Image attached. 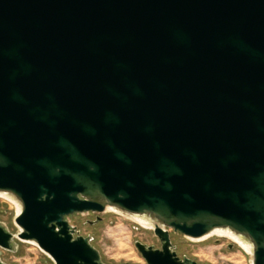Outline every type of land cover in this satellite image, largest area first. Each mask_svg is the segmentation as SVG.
<instances>
[{"label":"water","instance_id":"obj_1","mask_svg":"<svg viewBox=\"0 0 264 264\" xmlns=\"http://www.w3.org/2000/svg\"><path fill=\"white\" fill-rule=\"evenodd\" d=\"M3 196L5 251L104 264L66 218L109 210L164 243L146 264H198L169 230L264 264V0H0Z\"/></svg>","mask_w":264,"mask_h":264},{"label":"rangeland","instance_id":"obj_2","mask_svg":"<svg viewBox=\"0 0 264 264\" xmlns=\"http://www.w3.org/2000/svg\"><path fill=\"white\" fill-rule=\"evenodd\" d=\"M16 217V206L0 197V225L15 236L20 232L15 224ZM97 217L102 219L101 222L91 225V222L97 221ZM67 221L80 231L81 236L91 238V245L99 251L104 264H146L135 244H156L149 229L109 210L100 215L77 214ZM173 242L181 257H188L198 264H252L251 255L228 238L212 237L195 242L182 235H175ZM229 245H233V248L230 249ZM13 248V252L0 248V262L55 264L46 253L30 242L15 239Z\"/></svg>","mask_w":264,"mask_h":264},{"label":"flooded vegetation","instance_id":"obj_3","mask_svg":"<svg viewBox=\"0 0 264 264\" xmlns=\"http://www.w3.org/2000/svg\"><path fill=\"white\" fill-rule=\"evenodd\" d=\"M90 214H92V213H90ZM99 217H97V219H98ZM68 220V218H66V221ZM101 222V221H100ZM100 222H98V221H96V222H91V225H96V224H98V223H100ZM150 232L153 234V238H154V240H155V242H156V244L155 245H146V244H144V245H146L148 248L149 247H151V248H153L154 249V251H159V252H162L163 251V247H164V243L160 240V238H158L157 236H156V234H155V232L153 231V230H150ZM70 233L72 234V236H73V240H76V239H78L79 237H84V236H81V233H80V231L76 228V227H73L72 226V229L70 230ZM175 235H181L180 233H175L174 231H172V230H169V236H170V240H171V242H172V251L173 252H175L176 254H177V256H178V258L180 259V261H182V262H184V261H186V260H192V259H190V258H188V257H181L180 255H179V252H178V250H177V247L176 246H174V242H173V240H174V236ZM183 236V235H182ZM84 238H87V239H89L90 241H91V238H89V237H84ZM222 238H225V237H222ZM229 248L230 249H232L233 248V245H229ZM192 261H194V260H192Z\"/></svg>","mask_w":264,"mask_h":264},{"label":"bare ground","instance_id":"obj_4","mask_svg":"<svg viewBox=\"0 0 264 264\" xmlns=\"http://www.w3.org/2000/svg\"><path fill=\"white\" fill-rule=\"evenodd\" d=\"M4 199L6 198L5 196H3ZM7 199V198H6ZM9 202H11L12 204H14L16 206L17 209V215L20 214L21 212V208L19 207V205H17L15 202L11 201L8 199ZM134 222L144 226V227H148L149 224L145 223L144 221L138 219V218H133ZM212 237H227L228 239H230L233 242L238 243V245L249 255L251 254V247L246 245L245 243H243L239 238L235 237L234 235L230 234V233H224V232H215L214 234H211L210 236H207L205 238L199 239V240H192L195 242H202V241H206L207 239H210Z\"/></svg>","mask_w":264,"mask_h":264}]
</instances>
